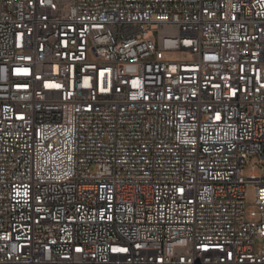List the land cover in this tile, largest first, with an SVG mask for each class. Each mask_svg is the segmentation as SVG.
Returning a JSON list of instances; mask_svg holds the SVG:
<instances>
[{
  "label": "built area",
  "instance_id": "built-area-1",
  "mask_svg": "<svg viewBox=\"0 0 264 264\" xmlns=\"http://www.w3.org/2000/svg\"><path fill=\"white\" fill-rule=\"evenodd\" d=\"M258 163L264 0H0V264H264Z\"/></svg>",
  "mask_w": 264,
  "mask_h": 264
},
{
  "label": "rangeland",
  "instance_id": "rangeland-1",
  "mask_svg": "<svg viewBox=\"0 0 264 264\" xmlns=\"http://www.w3.org/2000/svg\"><path fill=\"white\" fill-rule=\"evenodd\" d=\"M255 159H257V158L254 157V156H252V157L249 158V160H255ZM248 164H249V161H248ZM261 166H262V164L258 163V165L255 168V172H257L259 175H263L264 176V173L260 169ZM249 171H250L249 167L245 166L244 167V173L247 174ZM251 200H252V190L249 189L247 201H251Z\"/></svg>",
  "mask_w": 264,
  "mask_h": 264
},
{
  "label": "snow or ice",
  "instance_id": "snow-or-ice-1",
  "mask_svg": "<svg viewBox=\"0 0 264 264\" xmlns=\"http://www.w3.org/2000/svg\"><path fill=\"white\" fill-rule=\"evenodd\" d=\"M49 87H59V85H48ZM219 118V117H217Z\"/></svg>",
  "mask_w": 264,
  "mask_h": 264
}]
</instances>
